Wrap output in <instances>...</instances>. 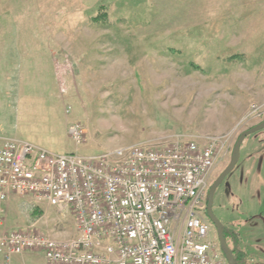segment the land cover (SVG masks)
Wrapping results in <instances>:
<instances>
[{
  "label": "rangeland",
  "instance_id": "374dc122",
  "mask_svg": "<svg viewBox=\"0 0 264 264\" xmlns=\"http://www.w3.org/2000/svg\"><path fill=\"white\" fill-rule=\"evenodd\" d=\"M47 110L61 130L32 124ZM73 121L85 127L82 144L67 136ZM262 121L264 0H0V145L19 138L88 156L219 137L209 189L239 135ZM263 158L264 129L245 138L213 201L216 217L240 227L254 256L264 249ZM7 211L10 230L76 236L69 209L15 198ZM12 264L42 257L29 252Z\"/></svg>",
  "mask_w": 264,
  "mask_h": 264
},
{
  "label": "built area",
  "instance_id": "2783aa9c",
  "mask_svg": "<svg viewBox=\"0 0 264 264\" xmlns=\"http://www.w3.org/2000/svg\"><path fill=\"white\" fill-rule=\"evenodd\" d=\"M66 131L75 144L84 143L83 124L70 122ZM221 143L219 137H205L203 144L139 143L82 156L5 138L0 264L23 260L29 252L40 254L42 264H227L202 217ZM15 198L69 209L76 236L56 240L34 225L8 229L7 207Z\"/></svg>",
  "mask_w": 264,
  "mask_h": 264
},
{
  "label": "flooded vegetation",
  "instance_id": "af4514ba",
  "mask_svg": "<svg viewBox=\"0 0 264 264\" xmlns=\"http://www.w3.org/2000/svg\"><path fill=\"white\" fill-rule=\"evenodd\" d=\"M206 205H207V201H206ZM212 212H213V205H212ZM213 214L215 215L214 212ZM202 217L207 222L211 235L215 237L222 253L226 257V255H228V252L219 243L217 230L214 224L208 218L207 206L202 211ZM220 222L222 224V232H221L222 239L226 245V248L230 251V256L232 257L233 264H264V249L260 250L256 256L250 254L244 248L240 227H237V225H233V224L231 225L230 222L228 223V221L227 222L220 221Z\"/></svg>",
  "mask_w": 264,
  "mask_h": 264
},
{
  "label": "water",
  "instance_id": "95a60500",
  "mask_svg": "<svg viewBox=\"0 0 264 264\" xmlns=\"http://www.w3.org/2000/svg\"><path fill=\"white\" fill-rule=\"evenodd\" d=\"M264 129V121L260 122L259 124L249 128L248 130L242 132L238 139L236 140V143L233 147V150L231 152L230 156V161L226 168L218 175V177L215 179V181L211 184V186L208 189L207 192V213H208V218L211 220V222L214 224L216 230H217V235L219 239L220 245L228 252V255H226V260L228 264H233L232 257L230 256V251L226 248V245L222 239V224L221 222L215 217V215L212 212V205L214 201V195L215 192L218 188V186L223 182V180L226 178L227 175H229L235 168L236 164L239 161V156H240V148L245 140L246 137H248L251 134H254L260 130Z\"/></svg>",
  "mask_w": 264,
  "mask_h": 264
},
{
  "label": "crops",
  "instance_id": "0c3cea01",
  "mask_svg": "<svg viewBox=\"0 0 264 264\" xmlns=\"http://www.w3.org/2000/svg\"><path fill=\"white\" fill-rule=\"evenodd\" d=\"M38 57V59H40V57L39 56H37ZM46 58H47V60H48V57L46 56ZM48 62H49V60H48ZM49 64H50V62H49ZM49 73L51 74V69H50V71H49ZM23 106V105H22ZM45 108H48V107H46V106H44ZM22 108H24V107H22ZM49 111L47 110V115H38L37 117H38V120L37 119H35L34 117H32V119H31V122H32V124H37L38 126L39 125H43V124H45V128H42V129H45L47 132H52L53 130H61V128L59 127L60 126V124H59V126L57 125V122H58V120L56 119V116L54 115V113H48ZM35 116V115H34ZM45 118V119H44ZM19 139V138H18ZM29 143H31L29 140H27ZM2 145V144H1ZM1 145H0V147H1ZM250 155H251V153H250ZM252 157V156H251ZM251 157H249V160H251L252 158ZM264 159V158H263ZM254 161V160H253ZM260 161L261 160H259L257 163H253L252 165H251V169H250V171L251 170H253V172H256V170H258V168H259V165H260ZM262 162V161H261ZM252 166H255V170L254 169H252ZM257 173V172H256Z\"/></svg>",
  "mask_w": 264,
  "mask_h": 264
},
{
  "label": "bare ground",
  "instance_id": "6f19581e",
  "mask_svg": "<svg viewBox=\"0 0 264 264\" xmlns=\"http://www.w3.org/2000/svg\"><path fill=\"white\" fill-rule=\"evenodd\" d=\"M207 206V205H206ZM206 208V207H205Z\"/></svg>",
  "mask_w": 264,
  "mask_h": 264
},
{
  "label": "trees",
  "instance_id": "16d2710c",
  "mask_svg": "<svg viewBox=\"0 0 264 264\" xmlns=\"http://www.w3.org/2000/svg\"><path fill=\"white\" fill-rule=\"evenodd\" d=\"M74 122V121H73Z\"/></svg>",
  "mask_w": 264,
  "mask_h": 264
}]
</instances>
